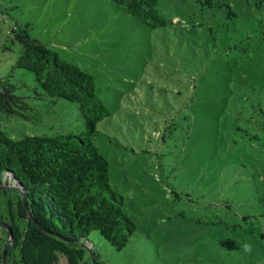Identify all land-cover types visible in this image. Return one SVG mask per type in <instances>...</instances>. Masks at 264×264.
Returning <instances> with one entry per match:
<instances>
[{"label":"rangeland","instance_id":"rangeland-1","mask_svg":"<svg viewBox=\"0 0 264 264\" xmlns=\"http://www.w3.org/2000/svg\"><path fill=\"white\" fill-rule=\"evenodd\" d=\"M213 1L158 0L150 27L113 0H0V79L24 103L0 110L11 138L83 129L76 102L16 66L27 23L109 108L93 142L137 230L122 249L89 234L106 264H264V0Z\"/></svg>","mask_w":264,"mask_h":264},{"label":"trees","instance_id":"trees-1","mask_svg":"<svg viewBox=\"0 0 264 264\" xmlns=\"http://www.w3.org/2000/svg\"><path fill=\"white\" fill-rule=\"evenodd\" d=\"M113 1L150 27L166 23L157 8L158 0ZM216 3L235 14L225 0ZM29 29V23L15 29L23 46L16 66L34 73L47 95L76 102L83 129L15 140L0 123V189L6 203L0 220L12 229L10 234L0 224V264L11 235L13 241L5 254L10 264H58L60 255L65 256L66 264H106L89 234L96 230L122 249L137 230L124 210L125 197L110 183L109 161L93 142L98 122L110 111L97 92L93 74L63 59ZM23 106V96L0 79V110L13 113ZM223 245L238 248L233 239Z\"/></svg>","mask_w":264,"mask_h":264},{"label":"clouds","instance_id":"clouds-1","mask_svg":"<svg viewBox=\"0 0 264 264\" xmlns=\"http://www.w3.org/2000/svg\"><path fill=\"white\" fill-rule=\"evenodd\" d=\"M236 243L239 245L240 251L245 254H250L254 250L252 243L249 241H244V242L236 241Z\"/></svg>","mask_w":264,"mask_h":264},{"label":"water","instance_id":"water-1","mask_svg":"<svg viewBox=\"0 0 264 264\" xmlns=\"http://www.w3.org/2000/svg\"><path fill=\"white\" fill-rule=\"evenodd\" d=\"M0 224H1L3 227H5V228L10 232V234H11L12 229H11V227H10V224H9L7 221L0 220ZM12 241H13V238H12V235H11L10 238H9V240H8V242H7V243L5 244V246H4L5 251H4V258H3L2 264H7V262H6V258H5V254H6V251H7V246H8L9 244H11Z\"/></svg>","mask_w":264,"mask_h":264},{"label":"crops","instance_id":"crops-1","mask_svg":"<svg viewBox=\"0 0 264 264\" xmlns=\"http://www.w3.org/2000/svg\"><path fill=\"white\" fill-rule=\"evenodd\" d=\"M7 264H10V262H7Z\"/></svg>","mask_w":264,"mask_h":264}]
</instances>
